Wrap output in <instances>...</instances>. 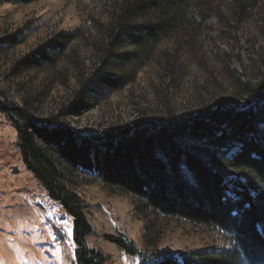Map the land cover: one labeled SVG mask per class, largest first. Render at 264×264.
I'll use <instances>...</instances> for the list:
<instances>
[{
    "label": "rangeland",
    "instance_id": "obj_1",
    "mask_svg": "<svg viewBox=\"0 0 264 264\" xmlns=\"http://www.w3.org/2000/svg\"><path fill=\"white\" fill-rule=\"evenodd\" d=\"M203 1L211 11L201 21L202 29L191 38L166 40L148 65L137 72L126 69L130 83L117 87L104 86L95 75L120 79L122 70L109 73L102 63L105 27L122 0L2 3L0 40L17 35L24 42L0 55V97L5 94L38 120L57 117L73 132L94 140L136 123L255 107L257 99L240 95L235 87L264 82V0ZM61 34H76L77 39L55 69L12 76L24 57ZM83 83L89 85L82 88ZM77 94L84 104L81 114L67 115ZM19 144L15 128L0 115V264H74V220L27 169ZM69 172L66 185L83 201L94 230L88 244L103 252L108 264H139L140 258L125 254L106 237L132 242L141 252L177 256L235 248L228 233L156 213L137 196L106 185L82 168ZM234 173L243 181L247 177ZM260 233L264 238V228Z\"/></svg>",
    "mask_w": 264,
    "mask_h": 264
},
{
    "label": "trees",
    "instance_id": "obj_2",
    "mask_svg": "<svg viewBox=\"0 0 264 264\" xmlns=\"http://www.w3.org/2000/svg\"><path fill=\"white\" fill-rule=\"evenodd\" d=\"M35 1L40 0H0V4ZM114 9L105 27L102 64L109 73L122 70L117 75L120 79L95 75L109 87L130 83L126 69L137 72L148 65L157 48L169 38L194 36L211 11L203 0H122ZM76 39V34H61L58 40L41 45L19 62L12 76L55 69L63 51ZM22 42L24 39L17 35L1 39L0 55ZM127 48L133 50L124 52ZM235 88L240 95L257 99L256 106L243 112L217 110L195 117H171L165 122L136 123L98 140L73 132L57 117L38 120L2 94L0 98L5 100H0V115L18 134L24 164L49 197L74 220V264L110 261L88 244L94 230L84 212L85 205L66 185L69 171L76 168L137 196L156 213L216 228L228 233L235 243L234 250L212 248L177 256L168 251L141 252L132 242L106 237L125 254L138 256L139 264H159L162 254L169 264H264V238L260 233L264 228V82ZM78 94L67 115L81 114L84 104L77 99ZM189 144L209 154L190 149ZM234 171L243 172L247 181L237 178Z\"/></svg>",
    "mask_w": 264,
    "mask_h": 264
},
{
    "label": "snow or ice",
    "instance_id": "obj_3",
    "mask_svg": "<svg viewBox=\"0 0 264 264\" xmlns=\"http://www.w3.org/2000/svg\"><path fill=\"white\" fill-rule=\"evenodd\" d=\"M159 264H169L167 257L164 256L163 254L161 255V259L159 261Z\"/></svg>",
    "mask_w": 264,
    "mask_h": 264
}]
</instances>
